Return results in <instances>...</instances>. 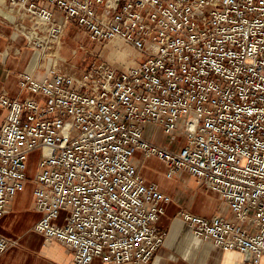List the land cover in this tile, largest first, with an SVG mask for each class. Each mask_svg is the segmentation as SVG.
<instances>
[{
	"label": "built area",
	"instance_id": "obj_1",
	"mask_svg": "<svg viewBox=\"0 0 264 264\" xmlns=\"http://www.w3.org/2000/svg\"><path fill=\"white\" fill-rule=\"evenodd\" d=\"M44 25L25 32L47 51L68 24L94 42L120 40L141 59L121 68L93 59L80 73L19 74L27 97L0 94V217L24 189L32 151L34 229L72 264H149L164 243L157 222L170 195L148 183L136 151L187 172L219 194L231 216L181 217L198 239L264 257V0H10ZM147 125L183 132L179 148ZM64 212L63 223L56 220ZM0 234V254L10 246Z\"/></svg>",
	"mask_w": 264,
	"mask_h": 264
},
{
	"label": "crops",
	"instance_id": "obj_2",
	"mask_svg": "<svg viewBox=\"0 0 264 264\" xmlns=\"http://www.w3.org/2000/svg\"><path fill=\"white\" fill-rule=\"evenodd\" d=\"M38 26L41 31L45 30L44 25L39 24L38 19L23 7L11 4L10 0H0V94L4 92L10 97L31 96L21 91L19 74L25 72L37 79H44L51 67H58V62L49 54L56 55L59 52L62 40L44 53L30 45L25 36V32ZM120 42L115 41L117 45ZM128 46L131 52L121 47L111 48L117 56L110 62L114 67L121 68L141 59L140 53ZM128 60L132 62L128 63ZM6 115L7 111L0 107V126ZM153 126L145 127V136L171 148L169 144L150 137L148 131ZM133 160L148 183H157L161 191L171 197V201L164 204L165 211L157 222L158 227L165 232L164 243L149 264H246L239 251L224 250L195 237L188 223L181 217L182 210L205 217L215 214L231 216L229 207L217 192L208 189L202 181L187 172L168 176L167 165L157 157H147L141 151H136ZM155 162L160 164L159 168L152 165ZM33 190V180L29 184L26 181L24 189L18 191L12 199L8 213L0 217V234L10 239L11 243L0 254V264H72L73 254L67 246L57 240L46 242L44 236L34 229L42 213L34 207ZM64 214L62 212L56 222L63 223ZM91 264L105 263L96 257ZM260 264H264V257Z\"/></svg>",
	"mask_w": 264,
	"mask_h": 264
},
{
	"label": "rangeland",
	"instance_id": "obj_3",
	"mask_svg": "<svg viewBox=\"0 0 264 264\" xmlns=\"http://www.w3.org/2000/svg\"><path fill=\"white\" fill-rule=\"evenodd\" d=\"M112 47H121L127 52L132 51V49L123 41L120 42V45H117L115 41L107 43L94 42L87 36L83 29L79 28L74 23H70L62 37L61 49H59V52L56 55L49 54V57H52L54 61H57L58 67L62 70L80 73L95 58H101L113 62L117 56L114 54L115 52L111 51ZM48 51L49 49L47 51L41 50V52L44 53H47ZM114 55L116 57L115 59L113 58ZM127 62L130 63L132 60H128ZM148 132L152 139L160 141L161 143H167L173 149L179 148L181 141L183 140L182 131L176 133L175 139L173 135H166L163 132V129L159 126L151 127V130ZM39 158L40 151L38 149L31 152L27 169V184L33 180V177L37 172ZM152 165L157 168L160 167V164H157L156 162L152 163Z\"/></svg>",
	"mask_w": 264,
	"mask_h": 264
},
{
	"label": "clouds",
	"instance_id": "obj_4",
	"mask_svg": "<svg viewBox=\"0 0 264 264\" xmlns=\"http://www.w3.org/2000/svg\"><path fill=\"white\" fill-rule=\"evenodd\" d=\"M113 58H114V59L116 58L115 55L113 56Z\"/></svg>",
	"mask_w": 264,
	"mask_h": 264
}]
</instances>
